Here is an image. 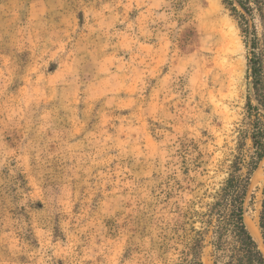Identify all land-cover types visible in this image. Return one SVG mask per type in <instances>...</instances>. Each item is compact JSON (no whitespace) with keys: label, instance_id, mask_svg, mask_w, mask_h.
Wrapping results in <instances>:
<instances>
[{"label":"rangeland","instance_id":"374dc122","mask_svg":"<svg viewBox=\"0 0 264 264\" xmlns=\"http://www.w3.org/2000/svg\"><path fill=\"white\" fill-rule=\"evenodd\" d=\"M248 54L222 0H0V264H183L264 118Z\"/></svg>","mask_w":264,"mask_h":264},{"label":"trees","instance_id":"16d2710c","mask_svg":"<svg viewBox=\"0 0 264 264\" xmlns=\"http://www.w3.org/2000/svg\"><path fill=\"white\" fill-rule=\"evenodd\" d=\"M226 9L238 23L245 43L249 48L248 61L253 88L258 104L264 109V57L258 49L255 27H250L248 17L257 12L264 21V0H222ZM249 119V139L252 155L246 161L241 154L243 143L239 146L230 166L228 178L219 189L215 202L206 213L201 214V230L192 229L193 236L187 243L183 264H204L202 246L211 232L213 264H264V254L250 233L245 220V202L251 179L264 159V118L259 109L247 103ZM244 170H246L244 172ZM259 216V228L264 243V187Z\"/></svg>","mask_w":264,"mask_h":264},{"label":"bare ground","instance_id":"6f19581e","mask_svg":"<svg viewBox=\"0 0 264 264\" xmlns=\"http://www.w3.org/2000/svg\"><path fill=\"white\" fill-rule=\"evenodd\" d=\"M250 231L252 235L254 236V238L256 239V241H258V234H256V232L253 229H251Z\"/></svg>","mask_w":264,"mask_h":264},{"label":"water","instance_id":"95a60500","mask_svg":"<svg viewBox=\"0 0 264 264\" xmlns=\"http://www.w3.org/2000/svg\"><path fill=\"white\" fill-rule=\"evenodd\" d=\"M264 160V159H263ZM247 224V223H246ZM248 226V225H247ZM248 229H249V227H248ZM249 231H250V229H249ZM250 233H251V231H250ZM252 234V233H251ZM253 236V235H252ZM253 238H254V236H253ZM254 240L256 241V239L254 238ZM257 242V241H256ZM257 244H258V246H259V243L257 242ZM263 247H264V243H263ZM259 248L261 249V251L263 252V254H264V251H263V249L259 246Z\"/></svg>","mask_w":264,"mask_h":264}]
</instances>
